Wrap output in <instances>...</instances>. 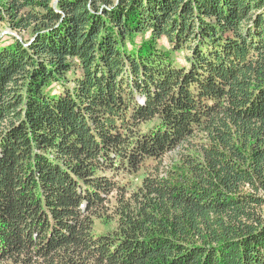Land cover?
Wrapping results in <instances>:
<instances>
[{
  "label": "trees",
  "instance_id": "trees-1",
  "mask_svg": "<svg viewBox=\"0 0 264 264\" xmlns=\"http://www.w3.org/2000/svg\"><path fill=\"white\" fill-rule=\"evenodd\" d=\"M0 264H264V0H0Z\"/></svg>",
  "mask_w": 264,
  "mask_h": 264
},
{
  "label": "rangeland",
  "instance_id": "rangeland-1",
  "mask_svg": "<svg viewBox=\"0 0 264 264\" xmlns=\"http://www.w3.org/2000/svg\"><path fill=\"white\" fill-rule=\"evenodd\" d=\"M5 34H13V35L19 37L17 34L11 32L10 30H8L6 27H3V28L0 29V37H2ZM263 216H264V213H263Z\"/></svg>",
  "mask_w": 264,
  "mask_h": 264
}]
</instances>
